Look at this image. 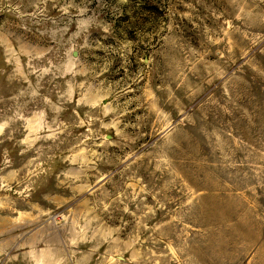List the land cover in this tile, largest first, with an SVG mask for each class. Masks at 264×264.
<instances>
[{
	"label": "rangeland",
	"instance_id": "rangeland-1",
	"mask_svg": "<svg viewBox=\"0 0 264 264\" xmlns=\"http://www.w3.org/2000/svg\"><path fill=\"white\" fill-rule=\"evenodd\" d=\"M0 264H264V0H0Z\"/></svg>",
	"mask_w": 264,
	"mask_h": 264
}]
</instances>
